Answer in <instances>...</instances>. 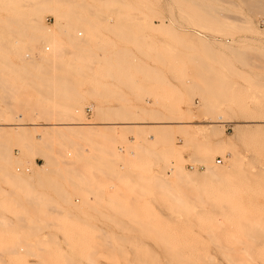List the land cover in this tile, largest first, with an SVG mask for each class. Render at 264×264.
Returning a JSON list of instances; mask_svg holds the SVG:
<instances>
[{
	"label": "rangeland",
	"instance_id": "rangeland-1",
	"mask_svg": "<svg viewBox=\"0 0 264 264\" xmlns=\"http://www.w3.org/2000/svg\"><path fill=\"white\" fill-rule=\"evenodd\" d=\"M48 6L57 59L0 0V264H264V0Z\"/></svg>",
	"mask_w": 264,
	"mask_h": 264
},
{
	"label": "bare ground",
	"instance_id": "bare-ground-1",
	"mask_svg": "<svg viewBox=\"0 0 264 264\" xmlns=\"http://www.w3.org/2000/svg\"><path fill=\"white\" fill-rule=\"evenodd\" d=\"M7 1H10V0H7ZM11 1H13V0H11ZM18 1H26V2L31 3V8H33V10L30 13H33L35 15V19H33L34 24L32 26H30V27L27 26V28H26L27 29V38L29 40H31V42L32 41L33 42L36 41L38 43L41 42V39L44 40V42L47 43V47H46L47 51L51 50V48H52L53 49L52 51H54L53 54H52V57L57 59V56L60 53V50H59L60 44L58 42H56V40L55 41L53 40V42L49 41V37L57 36V35H55L52 32V30H49L50 29L49 27L45 26L44 19L41 16L42 14L40 13V12L43 13L44 12L43 10L50 9L48 4L50 3L51 0H18ZM252 10H255L256 12H259V11L263 12L264 6H258V7L254 8V9H252ZM70 26H71V24H70ZM54 27H57V26L55 25ZM64 32H66V31H64ZM50 62H51V60H50ZM75 113H76V115L79 114L80 110H76ZM72 120H73V118H72ZM78 124L79 123H77V122L76 123L69 122V123H64V124H61V125L51 124V125H55V127H53V131L52 132H54L55 135H59V136L60 135H65L69 139H71V135H70L71 133H74V135H76L75 133H77L78 131H79V133H81V134H83L85 136H86V133H90V134L93 133L92 129L94 127H90L92 124H89L90 125L89 127L86 126V127H79L78 128V126L77 127L73 126V125H78ZM46 136L44 138H46V139L49 138V135H46ZM51 137H52V135H51ZM203 162H205V164H206L207 173H209L213 177L217 176L216 169L211 165L213 163L209 162V161H203ZM173 167H174V165H173ZM181 171L182 170H179L178 167H177L176 171H174V174L177 176L178 179H180L179 177L181 176ZM192 177H193V175H192ZM174 179H175V177H174ZM163 182L164 183H168V181H166V180H163Z\"/></svg>",
	"mask_w": 264,
	"mask_h": 264
},
{
	"label": "built area",
	"instance_id": "built-area-1",
	"mask_svg": "<svg viewBox=\"0 0 264 264\" xmlns=\"http://www.w3.org/2000/svg\"><path fill=\"white\" fill-rule=\"evenodd\" d=\"M231 2H232V3H240L241 0H231ZM262 23H264V20H262ZM90 111H92V110L90 109Z\"/></svg>",
	"mask_w": 264,
	"mask_h": 264
}]
</instances>
